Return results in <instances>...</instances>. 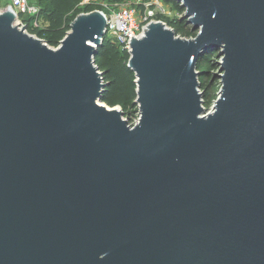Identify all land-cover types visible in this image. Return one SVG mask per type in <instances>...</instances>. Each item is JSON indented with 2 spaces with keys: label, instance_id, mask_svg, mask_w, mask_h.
<instances>
[{
  "label": "water",
  "instance_id": "1",
  "mask_svg": "<svg viewBox=\"0 0 264 264\" xmlns=\"http://www.w3.org/2000/svg\"><path fill=\"white\" fill-rule=\"evenodd\" d=\"M173 1L196 34L131 39L133 125L100 103V10L55 48L0 12V264H264V0Z\"/></svg>",
  "mask_w": 264,
  "mask_h": 264
},
{
  "label": "trees",
  "instance_id": "2",
  "mask_svg": "<svg viewBox=\"0 0 264 264\" xmlns=\"http://www.w3.org/2000/svg\"><path fill=\"white\" fill-rule=\"evenodd\" d=\"M84 0H36L38 13L31 17L37 20L38 25L34 27L27 22V31L42 38L50 47H56L59 41L65 36L70 28V23L74 17L82 12L92 10H102L101 4L95 1L82 3ZM109 5H117L121 0H103ZM150 1V0H143ZM174 7L182 13L183 9L173 0ZM144 3L134 5L138 10H143ZM153 6L151 5L150 9ZM157 20H161L165 25L170 27L177 35L181 34L185 37H194L196 31L191 30L186 20L181 16L176 18H168L156 15ZM218 50L206 51L201 54L196 62V71L208 76V80L203 87L201 79L198 78L200 89L202 91V105L206 109L217 96L219 83L217 80H210L217 70L218 65L215 58ZM129 53L123 49L117 42L107 37H102L101 44L96 48L93 56V62L100 71L104 89L100 100L109 107L119 106L123 117L129 123L130 116L137 109L134 103L136 98V84L134 73L127 67Z\"/></svg>",
  "mask_w": 264,
  "mask_h": 264
},
{
  "label": "built area",
  "instance_id": "3",
  "mask_svg": "<svg viewBox=\"0 0 264 264\" xmlns=\"http://www.w3.org/2000/svg\"><path fill=\"white\" fill-rule=\"evenodd\" d=\"M3 1L7 2L3 3ZM86 1L89 0H84L82 3H86ZM101 5L103 9L100 11L103 13L106 19L105 35L117 42L127 52H129L130 50L129 43L131 39L140 37L146 25L150 21L157 20L150 18L152 15L151 10H147V14L141 17V11L132 6H123L119 10H116L114 8V6L116 5H109L107 3ZM104 8L109 9L110 11L105 12ZM145 8L147 9V6H145ZM8 9L14 13V25H16L20 29H23L24 32L32 35L33 37H37L35 34L29 33L27 31V22L20 17V15L22 14H28L31 15V17L35 16L38 13V7L36 6L35 2H28V0H0V12ZM31 25H33L34 27L38 25L36 18L33 19ZM37 38H39L44 44H46V42L42 38ZM94 66L96 65L94 64ZM98 72L100 71L98 70ZM198 91L201 92V89L198 88Z\"/></svg>",
  "mask_w": 264,
  "mask_h": 264
},
{
  "label": "rangeland",
  "instance_id": "4",
  "mask_svg": "<svg viewBox=\"0 0 264 264\" xmlns=\"http://www.w3.org/2000/svg\"><path fill=\"white\" fill-rule=\"evenodd\" d=\"M89 1L92 2V0H89ZM89 1H86V2H89ZM5 2H7V1H3V3H5ZM28 2H35L36 3V0H28ZM95 2H98L99 4H104L105 3L103 0H95ZM140 3H144L143 4L144 9L141 10V17H143V15L147 14V10H151L152 15H151L150 18H152V19H156L157 18L156 15H160V16H164V17H168V18H176V17H179V16H181L183 14V11H182V13H180L174 7L172 2H169V1H166V0H150V1L121 0L120 3H118L116 6H114V8L116 10H119L123 6H132L133 7L134 5H137V4H140ZM151 5L153 6L152 9H150ZM145 6H147V9L145 8ZM104 11L105 12H109L110 10L104 8ZM20 17L22 19H24L25 21H28L30 24L33 21V19L31 18V15H28V14H22V15H20ZM138 19H139V17H138ZM188 27H190V26L188 25ZM178 36L182 37V38H192V37H185V36H183L181 34H179ZM219 59H220L219 57H216L215 58L216 62ZM216 71H214V72H216ZM199 78L201 79V84L204 87L206 82H207V80H208V76L206 74L201 73ZM214 80H217L218 83H219V79L218 78H216ZM100 103L105 105V106H108V105H106L105 103H103L101 101H100ZM212 103H210V105L206 108V111L211 109ZM113 107H115V106H113ZM137 119H138V111L136 109V111L134 113H132V115L128 119V120H130L128 124L133 125L134 122L137 121Z\"/></svg>",
  "mask_w": 264,
  "mask_h": 264
}]
</instances>
